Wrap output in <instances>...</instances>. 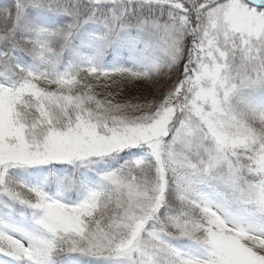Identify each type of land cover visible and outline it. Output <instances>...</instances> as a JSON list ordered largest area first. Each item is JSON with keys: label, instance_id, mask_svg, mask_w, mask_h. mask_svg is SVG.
<instances>
[{"label": "snow or ice", "instance_id": "obj_1", "mask_svg": "<svg viewBox=\"0 0 264 264\" xmlns=\"http://www.w3.org/2000/svg\"><path fill=\"white\" fill-rule=\"evenodd\" d=\"M0 264H264V0L0 6Z\"/></svg>", "mask_w": 264, "mask_h": 264}, {"label": "trees", "instance_id": "obj_2", "mask_svg": "<svg viewBox=\"0 0 264 264\" xmlns=\"http://www.w3.org/2000/svg\"><path fill=\"white\" fill-rule=\"evenodd\" d=\"M177 76H178V73H174L170 79L165 77V78H160L153 82L141 81V83L136 87V91L134 92V93H137V96L139 98H136V96H133L132 101L138 102V103L151 102L150 99L146 100V97H144V94L155 93L156 95H160L161 93L164 92V87L171 86L173 82L176 80ZM151 89H153L152 90L153 92H151ZM137 91H140V93ZM140 94H143V96H141V98L143 97V99H140Z\"/></svg>", "mask_w": 264, "mask_h": 264}, {"label": "rangeland", "instance_id": "obj_3", "mask_svg": "<svg viewBox=\"0 0 264 264\" xmlns=\"http://www.w3.org/2000/svg\"><path fill=\"white\" fill-rule=\"evenodd\" d=\"M10 3H12V0H0V6H6V5H9ZM140 83H141V81H138L135 83L124 84L122 91H120L119 95L117 96V99H119L121 102H123V101H132L133 96H136V98H139L137 96V93H134V92L136 91V87ZM170 87L171 86L164 87V92L161 93L160 95H156L155 93H147V94H144V97H146V100L147 99H150L151 101L159 100ZM152 90L153 89H151V92H153ZM110 91H112L114 95L116 94V89H111ZM137 92L140 93V91H137ZM141 96H143V94H140V99H143V97L141 98Z\"/></svg>", "mask_w": 264, "mask_h": 264}]
</instances>
